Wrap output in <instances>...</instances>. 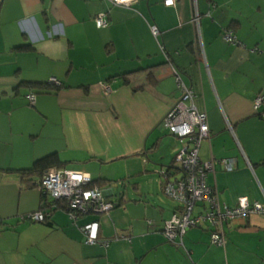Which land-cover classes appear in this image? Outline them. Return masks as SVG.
Here are the masks:
<instances>
[{
  "label": "crops",
  "instance_id": "crops-1",
  "mask_svg": "<svg viewBox=\"0 0 264 264\" xmlns=\"http://www.w3.org/2000/svg\"><path fill=\"white\" fill-rule=\"evenodd\" d=\"M228 30L239 44L225 42ZM173 70L207 116L199 158L214 162L206 183L220 205L242 197L264 205V106H253L264 97V0H0V264H264V216L223 224L222 247L207 224L187 231L184 248L162 234L180 207L158 171L183 175L182 145L162 125L182 97ZM50 79L60 86L47 93L25 84ZM51 154L89 182L106 180L115 208L77 220L58 208L46 223L22 221L52 200L21 171ZM93 222L99 243L89 245L82 228Z\"/></svg>",
  "mask_w": 264,
  "mask_h": 264
},
{
  "label": "built area",
  "instance_id": "built-area-1",
  "mask_svg": "<svg viewBox=\"0 0 264 264\" xmlns=\"http://www.w3.org/2000/svg\"><path fill=\"white\" fill-rule=\"evenodd\" d=\"M113 6H131L136 0H103ZM177 0H164L167 7L175 6ZM98 29L108 26L107 13L100 12L94 19ZM193 24L199 23V14L194 12ZM151 35L157 38L159 30L156 26H150ZM223 39L229 44L237 45L239 41L232 31L223 33ZM176 76L177 87L182 93L181 99L170 110L162 121L163 127L182 145L175 156V162L182 171L180 179L169 178L167 170L158 171L163 179V192L173 202L179 205V210L163 226L162 234L166 241L184 248L183 239L188 230L207 224L210 232V242L222 247L225 239L222 233L223 224L235 220L245 219L251 215L264 216V205L258 202L250 203L246 197L239 198L234 207H228L219 203L218 192L207 185V174L213 170V160L203 162L199 158V149L203 141L209 140L210 132L205 113H200L194 106L193 93L181 81L179 74L173 70ZM49 84L59 87L55 79H50ZM106 94L110 92L109 86H102ZM29 105L35 103V94L27 96ZM254 109L264 106V97L257 96L253 103ZM264 119V113L261 114ZM220 164L226 170L233 169L231 160H220ZM89 178L79 171L66 169H50L41 179L38 188L53 202H63L65 211L72 220L80 215L108 214L114 204L108 201L104 192L99 188L88 189ZM201 205L202 212L194 215L195 208ZM52 212L37 211L29 213L21 218L22 221L32 223H45ZM99 224L96 222L83 226L85 243L94 245L98 241ZM105 246L108 242L103 243Z\"/></svg>",
  "mask_w": 264,
  "mask_h": 264
},
{
  "label": "trees",
  "instance_id": "trees-1",
  "mask_svg": "<svg viewBox=\"0 0 264 264\" xmlns=\"http://www.w3.org/2000/svg\"><path fill=\"white\" fill-rule=\"evenodd\" d=\"M25 84L28 87H30L31 89H33V88L37 89V91H39L41 93H47V92H49V89L51 87H53V88L55 87V86L50 85L49 82L46 83V84H42V83H25ZM55 88L58 89V87H55ZM50 169H64L62 163L58 160V158H57V156L55 154H51V155H48L46 157H43V158L37 160L30 169L22 170L21 174H22V178L23 179H26V178L30 179V178H33V177L39 178V181H38V184H37V187H38L41 179L43 178L45 173L48 172ZM167 173H169V175H172V173L170 172L169 169L167 170ZM30 181H32V180H30ZM105 181L106 180H96L94 182H90L89 185L87 186V188L91 189V188H95L96 187V188L101 189V185ZM43 196H44L43 197V201H46L47 198L45 197L46 195L44 193H43ZM58 208L63 209L65 211V204L63 202L55 203V202L52 201L50 204L44 205L43 207H41V209H39V211H49V210L53 211V209H58ZM113 208H115V204H114ZM108 214H105V215H108ZM89 215H104V214L88 213V214L80 215L78 218H80L82 216H89ZM107 242L109 243V241H107Z\"/></svg>",
  "mask_w": 264,
  "mask_h": 264
},
{
  "label": "rangeland",
  "instance_id": "rangeland-1",
  "mask_svg": "<svg viewBox=\"0 0 264 264\" xmlns=\"http://www.w3.org/2000/svg\"><path fill=\"white\" fill-rule=\"evenodd\" d=\"M176 142H177V141L173 139L172 145L170 146V148H171L170 150H172V147H174V145L176 144ZM105 169H106V168H105Z\"/></svg>",
  "mask_w": 264,
  "mask_h": 264
},
{
  "label": "bare ground",
  "instance_id": "bare-ground-1",
  "mask_svg": "<svg viewBox=\"0 0 264 264\" xmlns=\"http://www.w3.org/2000/svg\"><path fill=\"white\" fill-rule=\"evenodd\" d=\"M28 99V98H27Z\"/></svg>",
  "mask_w": 264,
  "mask_h": 264
}]
</instances>
